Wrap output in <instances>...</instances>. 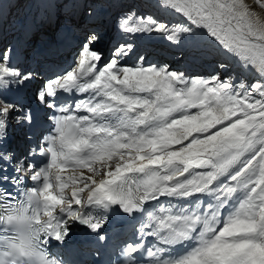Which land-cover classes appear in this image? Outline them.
I'll list each match as a JSON object with an SVG mask.
<instances>
[{"label":"snow or ice","instance_id":"6c2138e0","mask_svg":"<svg viewBox=\"0 0 264 264\" xmlns=\"http://www.w3.org/2000/svg\"><path fill=\"white\" fill-rule=\"evenodd\" d=\"M161 2L188 22L179 30H204L253 82L127 66L128 44L104 61L90 29L76 66L38 85L50 126L21 154L9 128L32 132L36 116L8 93L34 77L13 48H0V264H67L50 256L48 241L62 243L74 223L104 241L114 208L143 218L119 264H264V21L243 0ZM61 93L86 96L62 101ZM26 176L35 186L22 194L5 187Z\"/></svg>","mask_w":264,"mask_h":264},{"label":"rangeland","instance_id":"374dc122","mask_svg":"<svg viewBox=\"0 0 264 264\" xmlns=\"http://www.w3.org/2000/svg\"><path fill=\"white\" fill-rule=\"evenodd\" d=\"M33 1L0 0V16L2 10L5 11L0 32V39L3 35L4 39L0 42V48L8 46L14 50L21 49L22 57L18 61L14 58L20 70L32 63L30 52L37 55L39 51L48 48L50 33L44 30L48 29L45 16L49 8L53 14L55 5L57 20L54 31L59 27L72 26L74 38L83 35V40L90 29H97L100 40L91 47L100 51L105 61L111 58L117 46L128 44L131 45V51L123 57V63L127 66H167L170 70L184 73L188 78L210 79L218 75L222 80L235 84L241 81L251 83L254 80L253 74L243 68L237 59L232 62V56L218 48L204 30L195 27L191 32L179 30L188 27V22L182 15L165 7L161 0H82L80 9L79 0H39V5L32 9ZM255 1L259 12H264V7H261L264 0ZM95 16L99 18L94 19ZM106 20L109 24L105 23ZM153 20L164 23L168 31H155ZM145 26L148 31L142 30ZM173 33L175 38L169 40L167 37ZM64 36L65 33L59 41H66ZM21 38L26 40L22 41ZM25 45L28 49H25ZM72 46H67L69 51L66 57L73 62L77 53L73 58L70 53L75 52L77 44ZM23 49L28 50V53ZM205 54L209 57H204ZM140 57L144 60L141 61ZM85 173L88 174L87 171Z\"/></svg>","mask_w":264,"mask_h":264},{"label":"bare ground","instance_id":"6f19581e","mask_svg":"<svg viewBox=\"0 0 264 264\" xmlns=\"http://www.w3.org/2000/svg\"><path fill=\"white\" fill-rule=\"evenodd\" d=\"M258 1H261V0H258ZM243 2L245 3V5L247 6V8L252 12V14H253V16L254 17H256V18H258V19H260L261 21H264V12L262 11V12H259V6H258V4H257V2L255 1V0H243ZM173 11V10H172ZM261 11V10H260ZM175 12V11H174ZM52 16H53V14H52V12L50 11L49 12V18H48V22H47V25H46V27H48V28H52V22H53V19H52ZM99 18V16H95L94 17V19L95 18ZM184 18V17H183ZM105 23H107V20H106V22ZM46 31V30H45ZM47 31H49V29H47ZM69 41H70V39L69 38H67L66 39V44H68L69 45ZM66 44L64 45L63 44V40L62 41H59V39H58V47L60 48V47H62V48H60V49H62V53L64 54V55H66V54H68V51H69V49L67 48V46H66ZM14 49V48H13ZM17 52H19V50H16ZM70 53V52H69ZM71 54V57L73 58L74 57V54H76L75 52H71L70 53ZM21 58V57H20ZM74 59V58H73ZM23 61V60H22ZM66 61H68V63L70 64L71 62H72V59L71 58H66ZM234 61H236V58H234V57H232V62H234ZM77 62H78V58H77ZM240 64V63H239ZM241 65V64H240ZM76 66V64L73 66V67H75ZM240 67V66H239ZM82 95V97H84L85 98V96H86V94H81Z\"/></svg>","mask_w":264,"mask_h":264}]
</instances>
